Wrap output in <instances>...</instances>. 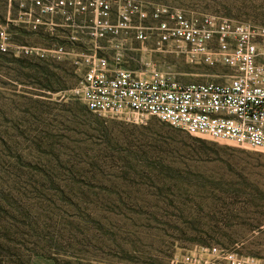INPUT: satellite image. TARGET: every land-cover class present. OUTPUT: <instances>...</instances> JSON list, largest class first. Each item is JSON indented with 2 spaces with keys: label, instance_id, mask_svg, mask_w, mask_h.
I'll list each match as a JSON object with an SVG mask.
<instances>
[{
  "label": "rangeland",
  "instance_id": "rangeland-1",
  "mask_svg": "<svg viewBox=\"0 0 264 264\" xmlns=\"http://www.w3.org/2000/svg\"><path fill=\"white\" fill-rule=\"evenodd\" d=\"M108 1L112 21L131 4L152 27L144 41L133 30L117 38L123 65L179 83H222L217 74L231 69L158 49L154 27L165 17L156 9L264 26V0ZM39 14L32 0H0V29L13 43L47 47V26L29 23L46 20ZM112 44L100 40L99 52L110 57ZM84 69L71 55L0 52V264H180L213 245L264 259V151L150 115L93 112L74 92Z\"/></svg>",
  "mask_w": 264,
  "mask_h": 264
},
{
  "label": "built area",
  "instance_id": "built-area-1",
  "mask_svg": "<svg viewBox=\"0 0 264 264\" xmlns=\"http://www.w3.org/2000/svg\"><path fill=\"white\" fill-rule=\"evenodd\" d=\"M32 4L40 12L36 17L47 18L29 23L33 28L47 26L51 44H16L3 28L0 52L39 58L71 55L78 45L72 29L84 18L92 42L74 57L85 66L74 92L89 110L123 117L150 115L190 135L264 151V26L215 16L189 18L178 10L156 9L154 18L165 17L154 27L158 49L184 54L193 64L231 69L217 74L227 78L222 83H179L154 68L139 74L123 65V46L117 38L133 30L134 38L144 41L145 30L152 28L141 24L147 14L137 6L120 5L112 21L108 0H32ZM55 15L61 22L53 20ZM58 28L68 33H53ZM100 40L113 43L110 57L99 52ZM179 263L264 264V259L213 245L185 253Z\"/></svg>",
  "mask_w": 264,
  "mask_h": 264
},
{
  "label": "crops",
  "instance_id": "crops-1",
  "mask_svg": "<svg viewBox=\"0 0 264 264\" xmlns=\"http://www.w3.org/2000/svg\"><path fill=\"white\" fill-rule=\"evenodd\" d=\"M86 23H87V21L84 18H79L77 20L76 27L72 29V31H73V33H74V35L76 37V42L78 43V45L74 48L75 51H73L72 53H70L74 57L75 56H80V52H78V51H84V50H86V49L89 48V45L87 44V43H89V39H88L89 38V35H88V30H87V27H86ZM50 34L52 35V33H50ZM55 34H58V33H55ZM120 38H121V36H120ZM129 39H131V38H129ZM79 45L83 46L82 50H81V48H79ZM125 67H127V66H125ZM145 71L147 72L148 70H145ZM146 72L143 71V72H140V73L146 74ZM195 75H198V74L195 73Z\"/></svg>",
  "mask_w": 264,
  "mask_h": 264
}]
</instances>
